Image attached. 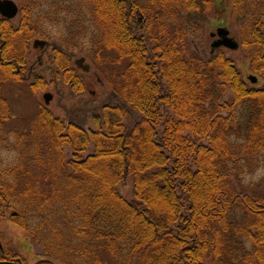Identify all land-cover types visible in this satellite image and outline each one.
<instances>
[{"label":"trees","instance_id":"1","mask_svg":"<svg viewBox=\"0 0 264 264\" xmlns=\"http://www.w3.org/2000/svg\"><path fill=\"white\" fill-rule=\"evenodd\" d=\"M16 1L17 23L0 16V221L39 250L33 264H264V177L243 183L264 169V0L222 3L258 86L193 47L216 0ZM77 52L109 83L97 98ZM27 80L66 88L76 114L41 105L8 132L6 87ZM5 245L0 264H27Z\"/></svg>","mask_w":264,"mask_h":264},{"label":"rangeland","instance_id":"2","mask_svg":"<svg viewBox=\"0 0 264 264\" xmlns=\"http://www.w3.org/2000/svg\"><path fill=\"white\" fill-rule=\"evenodd\" d=\"M13 1H15L18 5L16 0ZM73 1L74 3L76 2V0ZM225 1L226 0H216L218 6L217 8L219 11H221L220 16H207L201 18V24L204 27V33L200 40L195 41L193 47L204 58H207L211 54V46L217 39V37L213 38L212 34H215L219 28H227L231 33L230 36L234 37L239 42V37L236 31L232 30L228 22L230 10H227V7L222 5V3ZM195 16L196 15L194 14H188L185 18L193 19ZM140 17L142 22L144 17L143 15H140ZM17 20L18 17L15 18L13 22L17 23ZM221 50L227 57L231 58L235 62L237 67L241 69L242 75L245 79L246 74L248 73L256 75L248 66H244L246 61L240 49L238 51H231L224 48ZM50 52V49L44 51H42V49H34L32 45L30 57L34 61H39L37 63L48 67L50 66ZM82 58L83 56L80 54V52H77L74 59V64L79 69L85 66V71L80 70V73L84 74L87 78V92L85 99H90L93 97L97 98L103 91L109 88V83L105 81L97 71H94L95 69L93 70V63L89 58L84 57L86 58L84 61L81 60ZM78 61L80 64L77 65L76 63ZM36 70L38 73L42 72L39 68ZM117 71H120V69L118 68ZM47 78H49V76H47ZM46 94L52 95L53 99L48 107L54 110L57 115L61 116L63 119H66L68 114H76L75 109L77 106H75V104L78 102L76 99L68 98V90L66 88H62L61 93L59 94H57L53 89H48L44 92L40 91L35 95L30 89L29 80L23 84H10L5 90V95L8 98L12 109V119L7 124V131L10 133H21L27 131L31 120L36 116L40 106L46 105L44 100V96ZM67 151L68 153L70 152L69 150ZM121 191L128 200H132V181L130 180L128 184L123 185L121 187ZM0 244L1 246H4L5 244V246H11L13 251L18 253L21 259L27 264H33L37 259L36 255L39 253V250L33 249L30 241H28L26 237V234H24L20 228L8 221V218L0 221Z\"/></svg>","mask_w":264,"mask_h":264},{"label":"water","instance_id":"3","mask_svg":"<svg viewBox=\"0 0 264 264\" xmlns=\"http://www.w3.org/2000/svg\"><path fill=\"white\" fill-rule=\"evenodd\" d=\"M19 15V6L13 0H0V16L7 20H14ZM231 33L227 28H219L215 34H212V37L217 39L212 44L211 54L216 52L217 50L227 49L231 51H238L240 49V43L234 38L230 36ZM48 42L43 40H35L33 42L34 49H42L44 50L48 47ZM82 61L85 59L82 58ZM245 67H249V63L246 62L244 64ZM90 68V67H89ZM250 68V67H249ZM246 81L253 86H258L262 84V80L258 75H254L251 73L246 74ZM53 97L51 94H46L44 96V100L46 106H49L50 102L52 101ZM1 248V244H0Z\"/></svg>","mask_w":264,"mask_h":264},{"label":"clouds","instance_id":"4","mask_svg":"<svg viewBox=\"0 0 264 264\" xmlns=\"http://www.w3.org/2000/svg\"><path fill=\"white\" fill-rule=\"evenodd\" d=\"M262 177H264V169H257L255 173L250 174V175H246L243 178V183L245 185L255 183V182L259 181Z\"/></svg>","mask_w":264,"mask_h":264},{"label":"flooded vegetation","instance_id":"5","mask_svg":"<svg viewBox=\"0 0 264 264\" xmlns=\"http://www.w3.org/2000/svg\"><path fill=\"white\" fill-rule=\"evenodd\" d=\"M138 15H141V14L138 13ZM140 21H141V20H140ZM76 64L78 65V64H80V62L78 61ZM84 68H85V66H84V67H81L80 70H81V71H85Z\"/></svg>","mask_w":264,"mask_h":264}]
</instances>
